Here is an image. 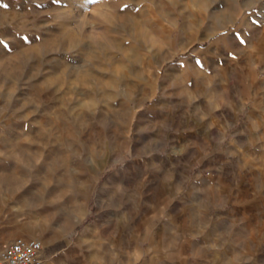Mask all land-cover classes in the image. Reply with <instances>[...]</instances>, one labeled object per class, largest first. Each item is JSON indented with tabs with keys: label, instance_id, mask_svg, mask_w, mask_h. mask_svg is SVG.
<instances>
[{
	"label": "rangeland",
	"instance_id": "1",
	"mask_svg": "<svg viewBox=\"0 0 264 264\" xmlns=\"http://www.w3.org/2000/svg\"><path fill=\"white\" fill-rule=\"evenodd\" d=\"M264 264V0H0V253Z\"/></svg>",
	"mask_w": 264,
	"mask_h": 264
},
{
	"label": "built area",
	"instance_id": "2",
	"mask_svg": "<svg viewBox=\"0 0 264 264\" xmlns=\"http://www.w3.org/2000/svg\"><path fill=\"white\" fill-rule=\"evenodd\" d=\"M0 264H47L44 244L36 238L18 236L3 247Z\"/></svg>",
	"mask_w": 264,
	"mask_h": 264
}]
</instances>
